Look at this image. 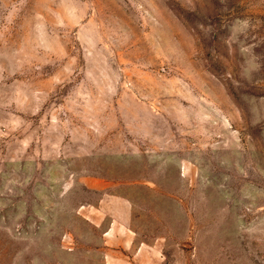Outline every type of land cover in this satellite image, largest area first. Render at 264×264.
Instances as JSON below:
<instances>
[{
    "label": "rangeland",
    "instance_id": "obj_1",
    "mask_svg": "<svg viewBox=\"0 0 264 264\" xmlns=\"http://www.w3.org/2000/svg\"><path fill=\"white\" fill-rule=\"evenodd\" d=\"M0 264H264V0H0Z\"/></svg>",
    "mask_w": 264,
    "mask_h": 264
}]
</instances>
